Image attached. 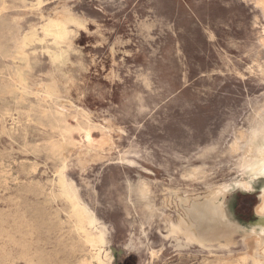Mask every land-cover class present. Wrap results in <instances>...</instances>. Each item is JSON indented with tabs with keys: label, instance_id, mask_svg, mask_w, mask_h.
<instances>
[{
	"label": "rangeland",
	"instance_id": "1",
	"mask_svg": "<svg viewBox=\"0 0 264 264\" xmlns=\"http://www.w3.org/2000/svg\"><path fill=\"white\" fill-rule=\"evenodd\" d=\"M64 13L83 28L47 37ZM263 26L253 0H0V264L90 257L72 202L96 215L91 232L115 249L108 264H218L252 251L239 233L224 248L188 242L163 188L204 195L240 177V150H230L264 105L253 62L264 60ZM91 126L112 139L98 154ZM258 189L232 197L242 226L257 223L243 215L256 211Z\"/></svg>",
	"mask_w": 264,
	"mask_h": 264
},
{
	"label": "bare ground",
	"instance_id": "2",
	"mask_svg": "<svg viewBox=\"0 0 264 264\" xmlns=\"http://www.w3.org/2000/svg\"><path fill=\"white\" fill-rule=\"evenodd\" d=\"M253 1H254L255 7L259 10V12L261 13V15L264 18V0H253ZM56 19L59 20V21H56V20L53 19V21H50L45 26V28L47 29V33H46L47 37H51L52 36L51 32L54 31L55 29H58V27H59L60 30H64L67 26L68 27L75 26L76 28L83 26V22L81 20L75 19L70 14L65 15V13H64V15H61V16H59ZM259 33H261V36L259 38V46H260V48L264 49V26L262 27L261 32H259ZM257 35H259V34L257 33ZM66 42L67 41H63L61 38H59V39H56L55 44L56 45H60L62 43H66ZM255 54H257V52ZM255 57H257V58H254L253 62L255 63L256 67L261 69L262 74L264 76V60H263V62H261L259 60V58H258V55H255ZM56 58H57V56H56ZM261 112H264V105H263V107H259L258 111L256 113L252 114V117H251V120H250V124H251L252 128H253V126L257 125L256 129L264 132V124L263 125L259 124L260 121L263 119L261 114H260ZM63 114H65V113H63ZM26 116H28V115H26ZM84 124H86V123H84ZM88 125H89V123H88ZM250 128L249 129L246 128L248 132H250ZM92 129L95 132H93V135L87 134V136H86L87 137V144H88V146L94 148V150H95L94 153L98 154L99 150H103L105 147L111 146L112 139H111V136H107L106 134L103 133L104 130H102L101 127L93 126ZM89 131H91V130H88V132ZM106 131H108L110 133L112 132L111 128H109ZM248 132H246V130H244V131L243 130H241V131L239 130L238 131L236 142L231 144V150H230L231 153H235V152H238L240 150V144H241L240 142L245 139V135L246 134L248 136ZM95 133H97L96 136H95ZM77 134H78V131H77ZM73 144H74L75 147H77V144L75 142ZM66 146H67V144H66ZM59 147H61V146H59ZM66 148H68V147H66ZM85 150H88V149H85ZM85 150H84V152H85ZM63 151L65 153V149H63ZM83 157H87V156H85V155L81 156V158H83ZM66 161H67V159H66ZM65 170H66V168H65ZM63 172H65V171H63ZM237 180H240V181L244 182V187L247 189L246 191H238V190L233 191V190H231V185L234 182H236ZM66 181H67V179L65 180V182ZM258 188H260V189H258ZM257 189L259 190V195H258V203H257V206H256V213L260 216L261 221H262V220H264V174H253L251 176H240L239 178H237V176L235 175L234 177L230 178L229 180L223 182L221 185H219L217 187H214V188H210L208 191H206L204 193V195H194V196H192L191 194H187L185 192L182 194L181 190L176 188V187H172L170 189L163 188V190H165L164 193H163V200H164V203H165V206H166L167 209L175 212L177 215H179L181 218H183L186 222H188L189 227L191 228L190 229L191 233L188 234V236L186 237V240L188 242L196 241L198 243H201L203 245V247L209 249V248H212V247H209V246L207 247V244L212 243L214 241H218V242L224 241L225 242L224 244H222V243L220 244V246L224 248V247H229L233 243V237L236 234L239 233V234L242 235L243 243L245 244L246 247L250 248L252 251L249 250L248 252H245L244 254L236 257L235 260H224V259L222 260V259L218 258V259H216V260H218V264H264V226L261 225V221L257 222L256 224H253V225L242 226L236 220V217H235V214H234V208H233V205H232V197H233V195L236 192L253 194L254 192L257 191ZM73 192L75 193V191H73ZM140 192L143 195H146V191L144 189H141ZM65 195H67V194H65ZM74 203H76V202H72L73 205H71V207L73 208L72 212H74L75 217H76V219L78 221L77 222L78 226L75 224V230H76V232L79 231L77 233L78 236H79L78 238H80L79 240L80 241L82 240L83 243L82 242L81 243L84 244L85 247H87V249L90 252V257L85 258L82 261L81 264H108V263H113V261H111V259L114 260L115 249L112 247V248H110L109 252H108V250H107V252H105V250H106L105 249V246H106L105 242H106V239H107V238L105 239V237H104L105 236L104 235L105 232H101V230L99 232L98 231L95 232V230H94V233H93V231L91 232L90 228H92V225H93L94 222L96 223V215L93 212H91L88 208L80 207L79 204L76 205ZM75 222H76V220H75ZM95 225H97V224H95ZM30 226H31V224H30ZM173 226L175 228H177L175 225H173ZM22 228H23V225H22ZM30 230H31V228H30ZM170 234H172V233H170ZM20 236H22V235H20ZM106 237H107V235H106ZM168 238H169V235L166 234L164 236V239L167 240ZM16 239H18V238H16ZM249 240L252 241V242L250 243ZM2 243H3V241H2ZM163 248H164V246L161 248V250ZM253 250H255V251H253ZM159 251H160V249H156V248L151 249L150 250L151 257L152 258L153 257L156 258V255L158 254ZM82 252H84V251H82ZM0 255H1V253H0ZM22 257H24V256L22 255ZM29 257L31 259V256H29ZM104 257H105V259H104ZM10 260H11V258H10ZM109 260H110V262H109Z\"/></svg>",
	"mask_w": 264,
	"mask_h": 264
},
{
	"label": "clouds",
	"instance_id": "3",
	"mask_svg": "<svg viewBox=\"0 0 264 264\" xmlns=\"http://www.w3.org/2000/svg\"><path fill=\"white\" fill-rule=\"evenodd\" d=\"M240 155L234 161V166L239 176L264 174V132L254 129L246 144L241 146ZM233 191H246L244 182L237 180L231 185ZM264 226V220L261 221Z\"/></svg>",
	"mask_w": 264,
	"mask_h": 264
},
{
	"label": "crops",
	"instance_id": "4",
	"mask_svg": "<svg viewBox=\"0 0 264 264\" xmlns=\"http://www.w3.org/2000/svg\"><path fill=\"white\" fill-rule=\"evenodd\" d=\"M243 218L249 222H253L255 220L261 219L260 216L256 213V211H253V213L244 214Z\"/></svg>",
	"mask_w": 264,
	"mask_h": 264
},
{
	"label": "trees",
	"instance_id": "5",
	"mask_svg": "<svg viewBox=\"0 0 264 264\" xmlns=\"http://www.w3.org/2000/svg\"><path fill=\"white\" fill-rule=\"evenodd\" d=\"M260 221H261V219H258V220H257V222H260Z\"/></svg>",
	"mask_w": 264,
	"mask_h": 264
}]
</instances>
